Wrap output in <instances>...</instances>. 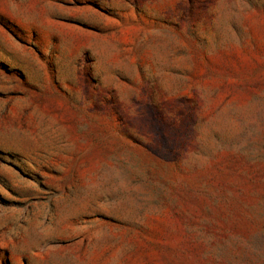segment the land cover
I'll return each mask as SVG.
<instances>
[{"label": "rangeland", "instance_id": "rangeland-1", "mask_svg": "<svg viewBox=\"0 0 264 264\" xmlns=\"http://www.w3.org/2000/svg\"><path fill=\"white\" fill-rule=\"evenodd\" d=\"M0 264H264V0H0Z\"/></svg>", "mask_w": 264, "mask_h": 264}]
</instances>
